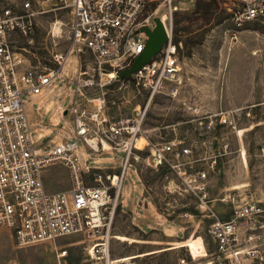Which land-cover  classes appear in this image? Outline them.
<instances>
[{
    "label": "built area",
    "instance_id": "1",
    "mask_svg": "<svg viewBox=\"0 0 264 264\" xmlns=\"http://www.w3.org/2000/svg\"><path fill=\"white\" fill-rule=\"evenodd\" d=\"M177 1L64 0L71 14L70 45L52 55L54 66L43 68L31 65L22 48L16 49L11 39L15 32L26 34L31 28L30 1L22 3V12L0 3V229L10 231L17 246L82 234L87 240L88 261L116 264L109 253L110 224L123 180L129 174L127 168L144 159L138 151L148 150L145 160L151 167L167 162L168 153L174 157L191 155L190 147L178 149L175 141L151 142L143 129L145 109H138L135 116L112 120L105 93H93V86L107 87L112 81L121 80L117 78L119 71L131 65L147 38L143 32L136 31L141 27L152 29L154 25L150 24L156 16L164 24L167 40L130 77L135 88L145 90L149 98L160 92L165 82L173 84L170 94L177 92L181 67L171 23ZM155 2L160 5L150 11ZM161 5L165 23L162 13H157ZM231 20L235 33L247 22L264 21V0H240ZM71 49L76 52L72 79L67 84L66 74L61 81L68 102L69 89L73 86L66 113L71 119L74 138L54 141L36 132L23 95L38 96L47 86L50 85V90L58 86L55 79ZM110 104L115 105L116 101L112 99ZM40 123L41 120L37 127ZM140 139L144 140L142 145H138ZM80 145L87 148L82 157ZM104 151L122 153L118 172H104L91 165L96 163L95 155ZM260 154L264 161V148ZM56 163L68 169L70 188L48 192L43 186L42 173ZM168 164L197 195V208L206 210L209 206L204 184L206 172L186 175L178 163ZM227 200L231 204V216L208 224V243L201 239L203 255L195 257L186 247V256H179L176 264H264V250L252 242L255 237L252 230L264 225L260 223L264 208L257 201L241 198L236 193L229 194ZM66 253L65 248L57 252L58 264H67L59 262Z\"/></svg>",
    "mask_w": 264,
    "mask_h": 264
},
{
    "label": "rangeland",
    "instance_id": "2",
    "mask_svg": "<svg viewBox=\"0 0 264 264\" xmlns=\"http://www.w3.org/2000/svg\"><path fill=\"white\" fill-rule=\"evenodd\" d=\"M24 1L31 3V28L26 34L15 32L11 37L12 44L18 50L22 48L21 52L31 65L52 67V55L65 51L70 45V7L64 0H0V3L22 12ZM218 3L224 9L220 22L189 17L178 23L181 84L175 94H170L173 84L165 82L160 92L149 98L145 90L135 88L131 77L112 81L107 87L93 86L94 95L105 93L112 120L132 117L138 109H145L143 129L151 142L175 141L178 149L191 148L188 157H174L168 153L167 162L158 167L148 166L147 157H144L134 163L137 167L127 168L129 174L122 183L124 196L130 177L135 180L138 172L144 194L158 212L182 228L183 234L158 226L154 230L145 228L141 231L131 213L122 211L120 194L109 231L110 258L116 264H175L177 256H186L187 252L181 247L170 250L173 245L188 244L195 257L201 256V247L191 240L208 241V224L224 219L231 212L227 200L229 194L251 198L264 208V161L260 154V149L264 148V21L247 22L235 33L231 16L240 0H218ZM175 4L176 11L187 13L192 12L196 0H178ZM159 5V2L153 3L150 11ZM160 12H164L162 5L157 13ZM150 25H154L153 21ZM75 59L76 52L71 49L55 79L58 86L50 90L49 85L38 96L23 95L29 113L42 107L39 101L54 100L48 113L36 120H41L40 133L54 141L74 138L71 119L66 113L73 97V86L69 89L68 102L61 78L68 74L66 82L70 84ZM112 99L116 101L115 105L110 104ZM143 143L140 139L138 145ZM148 154L144 149L143 156ZM116 160L120 162L121 157ZM188 160L191 162L187 163ZM118 162L114 160L111 164ZM168 163H178L186 175L206 172L208 210L197 208V195ZM91 165L107 168L109 163L99 160ZM134 168H137L136 172ZM118 169L119 166L116 171ZM260 223L264 224V218H260ZM163 230L182 238L167 242ZM252 233L255 235L252 242L264 250V225L254 228ZM86 244V238L76 234L19 247L10 231L0 229V264H58L56 254L62 248L67 249V253L60 263L92 264L86 258ZM208 245L212 246L210 242Z\"/></svg>",
    "mask_w": 264,
    "mask_h": 264
},
{
    "label": "crops",
    "instance_id": "3",
    "mask_svg": "<svg viewBox=\"0 0 264 264\" xmlns=\"http://www.w3.org/2000/svg\"><path fill=\"white\" fill-rule=\"evenodd\" d=\"M54 103H55L54 100L45 103L39 101V104L42 106L41 108L35 109V111L31 110V113H29L27 110L29 120L33 123L34 127L36 128V132L38 131L40 132L39 128L37 127L39 122H36V120H38V116L42 117L43 114L46 115L50 107L54 106ZM59 109L60 108L58 107L57 111ZM86 152H87V148L84 145H80L79 147L80 157H82V155H84ZM138 153L142 157L147 156V155L143 156L144 149H141L140 151H138ZM95 157H97L96 163L99 160L107 161V163H109V166L107 168L104 167H97V168L108 169L110 172H114V173L119 171V169L118 171H116V168L120 166V162H118V160L116 159L118 157H122V153H118L115 151H104L102 153L96 154ZM114 160L117 161L119 164L118 163L117 165L111 164V161ZM87 181L90 182V180L88 179ZM42 182L45 190L48 192L66 191L70 188L69 171L62 164H58V163L52 164L43 171ZM125 195L126 196H124V191L121 190V204H122L121 206L123 207L122 211L127 210L131 213L132 220L135 222V224L138 226V228L141 231H144L145 228L154 230L158 227H168L171 230H176L183 234L182 228L178 227L176 224H173L172 222H170V220H167L166 216L163 213L158 212L154 204L149 200V197L146 194H144V185L141 182L138 172H136L135 180L130 177V180L128 181L125 189ZM220 200H223V198ZM230 216H231V212L226 214V216H224V219L222 220H228ZM158 218H161L163 221H166V223H163V221H159ZM163 232L165 238L167 239V242L174 241V239L177 238L178 239L182 238V237H177L176 235L173 234L172 231L169 230H163ZM179 247L184 248L186 250V246L173 245L169 248H171L170 250H174ZM179 256H177V258ZM177 258H176V262H177Z\"/></svg>",
    "mask_w": 264,
    "mask_h": 264
},
{
    "label": "water",
    "instance_id": "4",
    "mask_svg": "<svg viewBox=\"0 0 264 264\" xmlns=\"http://www.w3.org/2000/svg\"><path fill=\"white\" fill-rule=\"evenodd\" d=\"M153 28L141 27L136 32H143L147 38L144 43L142 51L134 57L129 67L119 71L118 79H128L132 73L139 70L146 64L152 57H154L162 47L163 43L167 40V34L163 22L159 17H154Z\"/></svg>",
    "mask_w": 264,
    "mask_h": 264
},
{
    "label": "trees",
    "instance_id": "5",
    "mask_svg": "<svg viewBox=\"0 0 264 264\" xmlns=\"http://www.w3.org/2000/svg\"><path fill=\"white\" fill-rule=\"evenodd\" d=\"M190 14V16H188ZM194 17L200 18L204 22L216 21L220 22L224 17V9L219 5L218 0H196V4L192 12H178L172 13V38L176 43L177 48L179 47L178 40V23L183 18ZM185 47L187 43H184ZM125 79V78H122Z\"/></svg>",
    "mask_w": 264,
    "mask_h": 264
},
{
    "label": "bare ground",
    "instance_id": "6",
    "mask_svg": "<svg viewBox=\"0 0 264 264\" xmlns=\"http://www.w3.org/2000/svg\"><path fill=\"white\" fill-rule=\"evenodd\" d=\"M177 9H178V8H177ZM162 19H163V21H164V23H165L166 20H165V17H164V13H162ZM191 242H193L194 245L196 244V245L200 246L201 249H202V251H203V247H202V244H201V239H192ZM184 246L188 247L189 250H190V247H189L188 244H187V245H184ZM202 255H203V254H202ZM113 260H114V259H113ZM114 262H116V261L114 260Z\"/></svg>",
    "mask_w": 264,
    "mask_h": 264
}]
</instances>
